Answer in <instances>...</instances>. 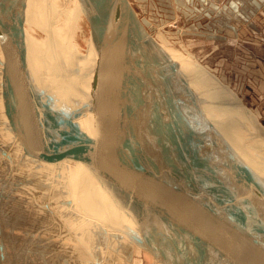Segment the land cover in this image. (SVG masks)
<instances>
[{
  "label": "bare ground",
  "instance_id": "1",
  "mask_svg": "<svg viewBox=\"0 0 264 264\" xmlns=\"http://www.w3.org/2000/svg\"><path fill=\"white\" fill-rule=\"evenodd\" d=\"M12 1L13 0H1L0 12H2V15L4 12L7 16H11L12 20L14 21V25L12 24L14 27L10 28L11 24L3 18V22L6 24L9 34L7 35L9 36V38H7L9 40H12L11 42L12 44H14L13 46H18L16 47L18 55L20 56V54L22 53L24 57V63H20V58H18L19 60H15L14 65H12L15 76L19 81L21 88L25 92H28L27 94L30 98H33L29 86H27L29 73L27 55L28 53H32L38 60V62H34V65L36 67H42L43 64L47 63L49 64L50 68H53L51 69L52 71H50L51 76L55 77L56 71L58 73L61 72V70L50 66L51 64H55L58 65V68L61 67V69L68 70L70 72L69 75L76 79H72L74 83L80 84L81 82L85 84L86 88L79 86L77 91V94L81 95L83 98L85 96L90 97L91 89L95 88L96 92H94L95 96L93 97V109H98L99 111L101 110L104 117L107 119V125L104 124V129L101 124L95 123L94 125H92L93 130L91 131L92 133L89 136L84 132L83 134L81 133L82 131L77 128L74 120L80 117H85L86 113L92 109V106L88 104H86V106L82 105L79 109L78 115L72 117V119L69 120L68 116L70 114L76 113L77 111L72 112L65 109H54L55 99L53 95L49 94L48 96H46L44 93H42L43 96L41 98L39 97L38 101H36V106L46 116V118L48 119V123L52 125L53 132L58 138L61 139V137L64 135H67L70 138V134H72L78 141L81 138V142L83 144L81 145L84 148L83 153L87 152V154L89 155V151L93 152V154H90L91 156H87L86 160H84L88 162V166L83 162L78 161L77 163L80 168L86 173V176H92L94 171L99 172V175L101 174L103 176L101 178L103 180H106L104 186H107V188L105 192L102 193V196L99 199L97 198L98 200L94 199L93 201L92 198L90 199V197H84L87 196L89 190L85 192L83 190L82 183L77 185L75 191L76 194L81 197L84 206L90 205V203L91 205L93 203L94 205L101 206V210L99 209V211L97 207H95L94 216H96V218L99 219L100 222L108 229L112 230L113 232H119V234L125 235L132 242L140 246L136 242L138 235L140 234L143 239L148 237V232L143 222V220L146 219V216L145 219L143 218V220L140 216H131L133 220L138 219L139 226L135 228V230L129 223L115 224L112 221L108 220L104 215H101L102 213H100V211L104 212L103 208H105L108 213L107 215H109L110 217L113 216L112 210H110V207L107 204L112 201L114 202V197L117 198L116 200H119L120 198L124 199L127 194H129V198H132V195H135L137 199L134 203L130 202L131 204H129L128 207L123 206L124 208H122L121 206L120 208L119 206L118 208H116L118 215H122L126 217V219H128L131 213H133V211L135 212V209L140 208L142 197H140L138 193L140 191L142 193L143 190L139 189L135 182H131L129 179H126V175H129L130 171L133 172L135 170L136 172H138V176L133 173L132 178L134 179V177H137L136 179H138L137 181L139 182H144L146 180L154 182V176H151L147 173V167L149 168V166L146 165V161L144 160V158L146 157L142 156L144 154L140 153V155H132L133 157L122 154L124 152V148H122L124 142L127 143L134 141L137 143H141L145 147H149L152 150L157 151L156 153H167L168 151L170 153V157H173V155L176 156L175 153L178 152L177 158L185 159L184 165L183 163H180L183 169L181 168V166H179L180 164H177L179 162H176L177 165L174 164V166L182 176V181L178 180L177 184L175 183V185L179 186L181 191L177 189H174L172 191L176 196L174 198H176L177 203L181 205V207L179 208L182 209L183 207H188L189 211L195 213L192 209L193 204L190 202L189 196L190 194H192V191L196 192V195L194 196H196L198 198V201L201 203V209L196 207V213L200 214L201 218L203 219H211L215 222V219H218L219 225L220 227H222L223 231L218 226H216L217 229H220L224 233H228V235L231 236L232 243L235 244V246L232 247L234 249L237 247L238 251L235 255L233 253L232 256H237L239 252V258L241 259L242 262H240L242 264H264V195H262L263 193L260 192L264 191L263 178L257 176V174L252 172V170L249 172L248 167L244 164V161L241 159V155L238 154V151L235 148L236 145H233L234 148H232L226 142L227 139L225 138L223 133L221 134L218 130L212 127L217 137L219 138V141L226 147L224 152L227 155V158L225 161L220 160L222 156H219L216 153L215 149L212 147V138H210V135L206 131V128L200 126L199 124L196 125L195 123H191L184 116L183 111L179 105V101L176 95L171 90L170 84H174L175 81L173 79H175V77L178 80H181L184 77L185 79H189L193 78V74H195L197 76L196 79L201 83L219 90V92L216 90L214 92H203L202 94L205 98V101H207L206 103L210 102L216 107L224 109L227 112V115L225 114V119H227L228 117V119H231L232 124L235 123L236 125H238L233 129L226 127L227 130H231L232 136L244 137L257 141L263 148L261 155L258 154L259 150H256L255 145L252 144L254 140L253 142L251 140H243L239 142H242L245 146V149L250 150V152H252L256 157H261L264 155V128L261 127L256 121H254L253 117L255 115L253 114V116L251 114V111H248V108H246L245 105L238 98H236L237 95L228 90L225 85L222 84L220 80H217L214 76L212 77L217 80V85H215V83L212 84L205 78H200L201 74L198 70L201 68L198 64L185 58L177 52L172 53L169 51V49L166 50L160 43L159 45L158 42L154 40L155 37L163 42H166L167 39L165 38V35L159 33L160 29H162L159 28L161 25H158V28H156L155 24L152 23V21L143 17L147 20L148 24L147 26H145V24L141 22V25L144 27L145 32L151 39L150 42L147 41V47L149 51L151 50V53L153 52L159 58L160 63L165 60L173 61V63L177 66L176 69L179 73H175L173 68L170 69L166 67L159 71L157 68H151L148 72L152 87L151 93L154 94L156 90L159 94V100L164 103V105H169L171 107V110H168V114L165 115V120L169 123L168 127H165L164 125V129L167 133L166 142L163 134L159 139V132L155 130V136L154 129L152 128L151 124L148 125V123H150L148 121L151 119L149 118V116L151 114L153 119V114L148 110L143 98L137 97L138 102L132 103L131 98L136 95L135 88L130 82H128V80L119 70L116 62H114L113 59L107 57L99 44L91 37H89V30H87L88 38L84 40V43L86 42V47L85 49L80 48L79 51H81V54H78L79 51L74 46L71 37L72 35H74L72 34V31L75 30L78 20L75 18H77L79 12H81L84 16L81 8V4H84V0H71V2L75 3V10L70 9L69 11L61 15L63 18V22H65L68 16L67 14L70 13L67 21V36L65 39L58 36L56 29L52 28L51 24L53 20L51 19V17L48 20V25L38 23L33 20L34 18L32 19V17L28 15L27 11L25 10L26 8L23 9L24 5L22 4L21 0H14L16 3L17 11L13 10L15 5L12 4ZM58 1L59 0H56L55 3L57 4ZM61 1L62 3L64 2V0ZM48 3L49 4L46 5L44 4L46 7L42 9H47V11H49L48 13L51 14L54 6L52 2L50 3V0L48 1ZM74 3H71V5H74ZM56 6L57 5H55V10ZM33 7L34 11L38 12L35 8L40 6L36 5ZM34 11L33 14H36ZM17 13L20 15L19 18L24 19V22L26 24H23L22 21L17 18ZM52 16H54V14H52ZM173 20L177 21L178 19L174 18ZM27 25H30L37 31L41 32L44 37L39 39L31 38V35L27 31ZM18 26L20 27V29L18 28ZM30 30L32 31V28H30ZM150 31H153L155 33H151ZM9 48H12V46H9ZM2 53L3 52L0 51V55H2ZM46 59H48L49 61L47 62ZM70 64H73V67L70 66ZM179 64H184L189 68H192V72L190 70L183 72ZM158 65L163 66L162 64H157V66ZM80 67L83 68V73L80 70ZM77 72L79 73L78 75H76ZM58 75L61 77L63 76V74ZM177 75L179 76L177 77ZM66 77L69 78V76ZM89 86L92 88H90ZM212 93L216 95L222 93L224 96V100L222 102H220L219 100L217 103L215 99L218 100V98H212ZM47 99H49V101L47 102L48 104L45 105ZM209 99H213V101H209ZM225 100H229L230 102ZM235 107H237L240 111L242 110L241 116L238 117L236 115L237 113L235 114V111L238 110L234 109ZM65 115H67V117ZM60 116L65 117L63 119ZM62 119L64 121H67V124L71 126V129H69L67 126L64 127L62 125V123L64 122ZM217 120L219 121L220 118H218ZM109 125H111L110 127L112 128V132L115 134L114 135L112 133L111 137H109L110 135L108 136L107 134ZM153 126L155 128L156 123H153ZM171 131L174 133L173 137L176 136V139H173V137L169 135ZM64 143L68 147H70L69 145L73 144L72 142ZM159 144L164 150L162 148L161 150H159ZM164 145L167 151L165 150ZM142 150L146 153V148H143ZM229 158H232V160L230 161ZM261 159H263L264 161V158ZM195 160L197 161V163ZM135 163L138 166L140 165V163H143V165L145 166L144 170L147 174L146 176L144 174L140 176V170L135 168ZM230 164L232 166V169L235 170V172L233 173L231 172V168L229 166ZM75 165L76 164L73 163L72 167H74ZM238 172L243 173L248 181H250L257 187L255 189V187L251 183L250 185L252 186V188H250V186L248 187L252 192L251 194L254 195V199H252L251 203L248 199V201L245 200L241 203H236V209H231L232 206L230 204H228L229 206L225 207V198H228V201H231L232 199L229 198V193H236V191L240 189L238 182L234 178L238 176ZM79 178L80 179L78 180L85 179L84 176H81ZM183 178L185 181L183 180ZM68 183L73 182L72 180H68ZM188 187H190L192 191H189ZM186 188L189 192L186 190ZM198 188L200 189V191L198 190ZM118 189L124 190V195H120V190L117 191ZM95 190L93 189L92 191H90V194H95L98 192ZM125 200L127 202L130 201V199L127 198H125ZM145 202L147 205H149L148 214L150 213L149 215L153 216V218L159 220L163 224V233L164 229L168 233L167 225L165 224V222H162L161 218L157 217V211L152 207L151 202L147 198L145 199V201H143V204ZM71 206L72 208L79 211H81V208H83L77 205L74 198ZM207 208H210L211 210H204ZM84 210L87 209L84 208ZM166 211L171 217L174 216L171 210ZM97 212L99 213L97 214ZM187 219L190 220L191 217H187ZM171 222L168 221V224H171L174 227L173 222ZM137 230H140L139 234ZM166 235L168 236V234ZM151 237L153 238V243H155V245L159 247L161 244L157 242L156 237H154L153 234H151ZM167 247L168 248L165 251L166 254L164 255L163 259L160 260L161 263L178 264V262L174 261V252H171V248L169 246ZM144 250H146L145 247ZM146 251L149 252L148 250ZM155 254L157 253L155 252Z\"/></svg>",
  "mask_w": 264,
  "mask_h": 264
},
{
  "label": "crops",
  "instance_id": "2",
  "mask_svg": "<svg viewBox=\"0 0 264 264\" xmlns=\"http://www.w3.org/2000/svg\"><path fill=\"white\" fill-rule=\"evenodd\" d=\"M59 3L62 1L59 0ZM71 3L74 2L64 0L63 6L61 4L59 7L56 6V11L61 8L68 9ZM167 3L168 6H172L173 10L169 8L167 10L164 7L165 4H162L164 16L169 15L174 19L177 17L175 11L188 16L187 26L193 30V32H188L194 33L190 38L195 45L202 41L204 46L214 50L224 42L238 45L244 32L259 38L264 35V27L256 21L257 16L264 19V0H167ZM74 7L75 3L71 9L75 10ZM27 13L32 19L34 18L33 20L40 23L38 16L30 11ZM64 13L54 12L53 18L56 21L60 20ZM80 13L75 19H79ZM67 15L65 22L63 18L60 20L62 22H58L61 23L59 27L64 32V39L67 36V21L70 13ZM16 16L21 20L18 13ZM10 28H13L12 24ZM71 39L78 50L73 35ZM7 41L12 43V40L8 38ZM16 47L18 46H12L8 50L18 61L19 55ZM0 51H2L1 48ZM29 58L33 60L29 65L27 86L33 98H30L28 92L21 88L13 67H8L6 55L3 53L0 55V264H162L149 252L135 247L125 235L110 232L107 236H101L93 227L86 228L82 219L69 217L70 210L65 203L70 194L72 199L76 200L77 205L83 207H80L81 213H85L82 200H79L78 195H73V190L68 183L72 175L70 169L74 168L71 164H76L77 173L80 169L78 161L67 157L58 163L47 164L42 159L24 154V148L34 153L42 152L43 155H53L57 150L63 151L69 148L66 144L65 146L60 144V138L57 143L58 137L54 134L52 125L36 106L38 98L43 96L42 93L46 96L53 95L54 109L64 108L73 112L76 108L78 111L81 101L85 106L86 104L92 106L85 117L74 120L82 134L84 132L90 136L93 130L92 125L95 123L101 124L103 129L104 124L107 125V119L102 111L93 109L95 88L89 86L92 88L91 95L83 98L77 94V91L79 86L85 87V84L80 81V84L74 83L72 79L75 78L69 75L68 70L51 64L50 66L61 70L60 73L56 71V76L53 77L50 74L53 68H50L49 64L45 63L42 67H36L34 62L38 60L35 55L28 53L27 60ZM5 66L9 68L6 77ZM70 66L73 67V64ZM80 70L84 72L82 67ZM58 74H63V76ZM78 74L77 72L76 75ZM30 78L34 82L31 83ZM48 90L50 93L47 94ZM72 99L74 104L71 102ZM110 126L107 132L109 137L113 133ZM27 149L25 151H28ZM12 158L19 162L21 167L27 164L29 167L27 171L13 163ZM39 164L51 168L45 170ZM32 165L36 168L34 171L30 169ZM135 172V170L130 171L126 179L133 176V173L138 175V172ZM98 175L99 172L93 171L92 176H86L83 172L85 177L83 180H86L85 184H87L83 185V190L85 192L89 190V195L90 191L99 188L97 193L90 194L92 201L99 199L107 188L104 186L106 180ZM143 194L144 192L140 194L142 197L140 208L135 209L128 219L120 215L118 224H131L132 215L140 216L142 220L146 216L143 222L147 232L151 229L157 242L161 244L164 234L163 224L149 215L150 213L148 214L149 205L146 202L143 204L146 199ZM98 207L97 209L101 208V206ZM101 243L107 246L101 248Z\"/></svg>",
  "mask_w": 264,
  "mask_h": 264
},
{
  "label": "water",
  "instance_id": "3",
  "mask_svg": "<svg viewBox=\"0 0 264 264\" xmlns=\"http://www.w3.org/2000/svg\"><path fill=\"white\" fill-rule=\"evenodd\" d=\"M84 4H81V8L85 16L87 29L89 30V37L99 44L107 57L113 59V61L116 62L119 70L128 80V82H130L135 88L136 95L131 98L132 103L138 102L137 97L143 98L148 110L153 114V119L151 114L149 116L151 119L148 121L150 122L148 125L151 124L152 128L154 129V134L155 130L159 132V139L163 134L165 141L167 142V133L164 129V125L165 127H168L169 123L165 120V115L168 114V110H171V107L169 105H164V103L159 100V94L156 90L154 94L151 93L152 87L148 72L151 68H157L159 71L166 67L173 68L175 73L179 74L176 67L166 60L161 62L163 66H157L156 61H154L155 58L152 55L153 52L151 53V50L149 51L147 47V41L150 42L151 39L145 32L144 27L141 25V22H143L145 26H147V20L143 17L138 18L129 0H84ZM1 16H3L2 12H0V48L3 51V54L6 55V62L10 68L12 67L15 59L13 58L12 53H9L8 48L14 44H9L7 41V37L9 38L7 35L9 34L7 31V26L3 22V17ZM18 28L20 29L19 26ZM20 56L19 62L24 63L23 54L21 53ZM8 67L5 66V77L9 69ZM178 76L179 75H177V77ZM176 84V88H179L181 91L183 90L188 92L191 97H193L192 99L195 103L194 105L197 119L206 128L210 138H212V147L219 156H222L220 160L225 161L227 158V155L224 152L226 147L219 141L214 129L201 114L195 95L190 91L185 83L177 82ZM78 112L79 110L76 113H73L74 115L70 114L68 116L69 120L72 119V117L78 115ZM153 123H156L155 128ZM169 135L173 137L174 133L171 131ZM175 137H173V139H176ZM61 140H63V142H72L73 144L69 145L70 147L63 151H55L53 155H43L42 152L34 153L29 151L27 148L26 149L28 151H25L26 149L24 148V154L31 156L32 158L42 159V161L47 164L58 163L64 158L69 157L73 160L83 162L88 166V162L84 160H86L87 156H91L90 154H93V152L89 151V155L87 152L83 153L84 148L82 146L83 144L81 142V138L79 142L74 135L70 134V138L67 135H64L61 137ZM21 142L24 145L23 141ZM63 145L65 146V143H63ZM122 148H124V152L122 154H125L126 156L129 155L133 157L132 155L136 156L140 155V153H143L144 155L142 156L146 157L144 160L149 166V168L147 167V173L151 176H154L153 181L155 183L147 180L144 182H139L137 181L138 179H136L137 177H134L133 179L132 176L129 177V180L131 182H135L139 189L143 190V195L146 196V198L151 202L152 207L156 209L157 217L161 218L162 222H165L168 227V236L163 234V240L159 247L153 243L151 229L148 231V237L144 239L139 234L140 230H137L139 238L137 237L136 242L141 246V248L144 249L145 247L146 250L155 256V259L159 260V263H161L160 260L163 259L164 255L166 254L165 251L168 248L167 246H169L171 248V252H174V261L178 262V264H242L240 262L241 259L239 258V252L237 256H232L233 253L235 255L238 251L237 247L235 249L232 247L235 246V244L232 243L231 236L228 235V233L222 232L223 229L220 227L218 219H215L216 222L211 219H203L200 215H198V213H196V208H192L195 213L189 211L188 207H183V210H179V208L177 209V207L181 205L177 203L176 198H174L176 196L172 191L174 189L181 191L179 186L175 185V183L177 184L178 180L182 181V176L174 164L179 165L180 163H183L184 165L185 163V159L177 158L178 152L175 153L176 156L173 155V157H170V153L167 151L165 145L164 148L167 153H156L157 151H154L151 148L145 147L141 143L134 141L127 143L124 142ZM143 148H146V153L142 150ZM161 148L162 146L159 144V150H161ZM229 160L231 161L232 158H229ZM11 161L21 167L19 162H17L14 158H12ZM176 162L179 163L176 164ZM181 164L179 166L182 168ZM229 166L231 168V172H235V170L232 169L231 164ZM144 167L145 166L143 163H140L139 166L135 163V168L139 169L140 172L146 176L147 174L144 170ZM30 169L34 171L36 168L35 166H32ZM100 176L103 177L101 174ZM100 176L98 175V177ZM234 178L238 182L240 189L237 190L236 193H229V198L232 199L231 201H228V198H225V207L229 206L228 204H230L232 206L231 209H236L237 204L241 203L242 201H248L249 199L251 203L252 199H254V195L251 194L252 192L250 191V188H248V184L251 182L248 181L244 174L238 172V176ZM251 184L253 185V183ZM253 186L256 189L257 186ZM188 188L189 191H192L190 187ZM198 190L200 191L199 188ZM260 192L263 193L262 195H264V191ZM194 195H196V192L192 191V194L189 196L190 202L194 207L201 209V203ZM67 202L65 203L66 206ZM50 206L53 207L52 204H50ZM166 210H171L174 216L171 217ZM204 210L211 209L207 208ZM185 217H191V219L189 220ZM171 220L174 224V227L173 225L168 224V221L171 222ZM216 226H218L222 231L220 229L218 230ZM214 240L215 244H213ZM155 252L157 254H155ZM231 256L234 260L231 258Z\"/></svg>",
  "mask_w": 264,
  "mask_h": 264
},
{
  "label": "rangeland",
  "instance_id": "4",
  "mask_svg": "<svg viewBox=\"0 0 264 264\" xmlns=\"http://www.w3.org/2000/svg\"><path fill=\"white\" fill-rule=\"evenodd\" d=\"M1 1V0H0ZM23 6V9L26 8L27 11H30L33 13L34 7L33 6H40L36 7L35 12L37 18L40 23L48 25V20H53L52 22V28L56 29L57 35L60 37H63L64 32L62 30L60 23L55 20L52 16L54 12H65L69 11L72 8V5L68 9L61 8L59 11L55 10V5L57 7L63 6V3L57 2L56 0H50V3L52 2L54 9L52 10L51 14L48 13L47 9H42L46 7V4H49V0H21ZM15 5L13 8L14 11H17L16 3L13 0L12 1ZM129 2L132 5V8L137 13L138 17H145L148 20L152 21V23L155 24L156 28H158V25H161L159 33L165 35L166 42L160 41L158 38H154L158 44L164 46L166 50L169 49L172 53H179L185 58L193 61L194 63L198 64L201 69L198 71L201 74L200 78H205L206 80H209L212 84L215 83L217 80H220L222 84L225 85V87L237 95V98L245 105L246 108H248V111H251V114L254 116V121H256L261 127L264 128V35H261L259 37H255L253 35H249V33L244 32L241 36V42L239 41L238 45L235 43H226L219 45L217 49L211 50L206 45L204 46L202 41L201 43H198V45H195L193 43L192 38L194 33H190L188 31H192L187 26V15H182L178 11L176 12L177 15V21H174L171 19V16H164L163 7L162 4H165L166 9H172V6H168L167 0H129ZM45 4V5H44ZM41 8V9H40ZM175 9V8H174ZM46 12V13H45ZM178 13V14H177ZM3 18L7 20L10 24L14 25V21L12 20L11 16H7L3 12ZM44 16V17H43ZM1 19V18H0ZM170 19V20H169ZM184 19V20H183ZM22 23L24 24V19L21 18ZM55 21V23H54ZM257 24H261L262 27H264V19L257 16L256 17ZM77 24L75 27V30L72 31L73 38L76 40L75 44L81 49H85L86 42L84 43V40L88 38L87 35V24L85 23V17L82 13H80L79 19L77 20ZM169 22V23H168ZM26 24V23H25ZM187 26V27H186ZM260 26V25H259ZM14 27V26H13ZM28 32L31 35V38H43L44 36L41 34V32L37 31L35 28H33L30 25H27ZM32 28V31L30 30ZM77 28V29H76ZM79 29V30H78ZM162 31V32H161ZM79 32V33H78ZM151 33H155L153 31H150ZM37 34V35H36ZM37 36V37H36ZM40 36V37H39ZM168 40V41H167ZM159 44V45H160ZM78 54H81V51H79ZM153 56L155 58L154 61H156L157 64H162L159 61V58L153 53ZM16 60V59H15ZM33 60L31 58L28 59V64L30 65V61ZM47 62L49 61L46 59ZM170 63H172L175 67H177L173 61L166 60ZM164 62V61H163ZM181 67V70L183 72L190 70L192 72V68H189L188 66L184 64H179ZM186 68V69H185ZM189 68V69H188ZM171 69V68H170ZM212 76H214L217 80H215ZM197 76L193 74V78L185 79L182 78L181 80L173 79L175 82L174 84H170L171 90L176 95L179 105L183 111L184 116L191 122L195 123L196 125L199 124L200 126L204 127L201 122L197 119L196 110H195V103L193 101V97L188 92L181 91L179 88H176L175 85H177V82L185 83L187 87L190 89V91L195 95L196 100L199 104V109L203 117L209 122L211 127L218 130L221 134L225 136L227 139V143L234 148L236 145V150L238 151V154L241 155V159L244 161V164L248 167L249 172L252 170V172L256 173L257 176H260V178H263L264 180V161L261 158H264V155L261 157H256L250 150H246L245 146L242 142L243 140H251L253 142L254 139L244 138V137H236L232 136L231 130H227L226 127H229L231 129L236 128L235 123H231V119H225V114L227 115V112L224 109H221L219 107H216L212 103H206L205 98L203 96V92L205 91H215L216 89L211 88V86L205 85L201 83L199 80L196 79ZM30 82H34L30 78ZM75 86V85H74ZM219 92V90H216ZM50 93L49 90L47 91V94ZM192 94V95H193ZM217 94V92H216ZM211 94L212 98H218V100L215 99V101L218 103L222 102L224 100V96L222 93H219L218 95ZM213 101V99H209V101ZM49 99H47L45 105H47ZM71 101V100H70ZM196 101V102H197ZM229 101V100H225ZM74 104V101L72 99L71 101ZM230 102V101H229ZM232 102V101H231ZM84 103L81 101L79 103L80 107ZM231 104V103H230ZM75 108V107H74ZM64 109V108H63ZM234 109H238L235 107ZM73 111H77V109H73ZM237 113V114H236ZM242 110L239 109L235 111V114L239 117L241 116ZM62 117V116H61ZM67 117V116H66ZM64 119V117H62ZM220 118L218 121L217 119ZM64 127H68L71 129V126L67 124V121H64L62 123ZM240 127V126H239ZM205 128V127H204ZM259 130V129H258ZM261 134V133H260ZM57 143H59V138L57 140ZM64 142L60 140V144L62 145ZM233 143V144H232ZM255 145V149L259 150L258 154L261 155L262 147L259 145L257 141L254 140L252 143ZM234 145V146H233ZM249 151V152H248ZM240 152V153H239ZM28 163L27 161H25ZM29 164V163H28ZM73 165V164H71ZM147 165V163H146ZM33 166V165H32ZM39 166L44 167L45 170L50 169L51 167H45L44 165L39 164ZM148 166V165H147ZM22 169L24 171H27L28 167L27 164L22 165ZM71 170L70 179L73 183H70L71 190H73V195L76 194V187L78 184L84 185L86 180H78L79 177L83 176V170L80 168L79 171L76 173V165ZM69 170V172H70ZM136 173V172H135ZM45 174V172H44ZM143 174L141 173V176ZM138 176V175H137ZM50 177V176H48ZM78 180V181H77ZM87 185V184H85ZM252 188V186L249 184L248 187ZM107 187V186H105ZM99 188H97L95 191H97ZM118 189L117 191H119ZM254 192V191H253ZM120 195H124V190H120ZM86 195V194H85ZM140 196V194L138 193ZM85 198H89L90 194L88 196H84ZM113 198V197H109ZM125 198L130 199L129 202L125 200ZM124 199L120 198L119 200H116L117 198L114 197V202H110L107 205L110 207V210H112V215H107V210L103 208L104 212L101 215H104L108 220L112 221L113 223L118 224L119 215L116 211L119 206L121 208H124L125 206L128 207L129 204L134 203L137 199L135 195H132V198H129V194L126 195ZM67 206L69 208V217H73L74 219H82L85 223V227H90V229L93 227L96 232L98 231L101 236H107V233L113 232L112 230L108 229L106 226H104L99 219L96 218L95 215V207L98 208L97 205H94L90 203V205H85V213L82 214L81 211L76 210L72 208V195L67 196ZM79 200H81V197H79ZM120 202V203H119ZM131 202V203H130ZM124 206V207H123ZM181 206H178V208ZM193 208H196L193 206ZM180 209V208H179ZM121 210V209H120ZM99 211V209H98ZM197 211V208H196ZM180 212V211H179ZM99 212H97L98 214ZM184 214V213H183ZM187 218V217H185ZM113 219V220H111ZM131 225L133 228H137L138 225V219H132L131 218ZM136 230V229H135ZM164 234H167L166 230L164 229ZM102 240V239H101ZM130 240V239H129ZM131 241V240H130ZM134 243V242H131ZM101 248L107 246V244L104 245V243H101ZM135 247H138L141 251L146 252L143 248L135 244Z\"/></svg>",
  "mask_w": 264,
  "mask_h": 264
}]
</instances>
